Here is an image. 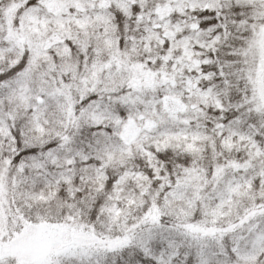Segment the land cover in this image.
I'll use <instances>...</instances> for the list:
<instances>
[{
	"label": "snow or ice",
	"instance_id": "1",
	"mask_svg": "<svg viewBox=\"0 0 264 264\" xmlns=\"http://www.w3.org/2000/svg\"><path fill=\"white\" fill-rule=\"evenodd\" d=\"M0 264H264V0H0Z\"/></svg>",
	"mask_w": 264,
	"mask_h": 264
}]
</instances>
